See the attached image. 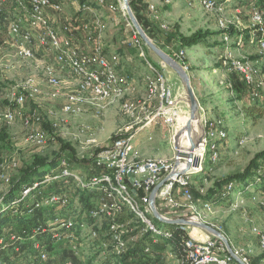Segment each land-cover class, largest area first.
<instances>
[{
    "label": "rangeland",
    "instance_id": "1",
    "mask_svg": "<svg viewBox=\"0 0 264 264\" xmlns=\"http://www.w3.org/2000/svg\"><path fill=\"white\" fill-rule=\"evenodd\" d=\"M217 1L227 8L226 15L230 18L239 11L246 29L250 12L253 9L264 10V0ZM131 9L146 35L159 48L177 60L181 52L185 53V62L190 67L188 73L202 112L209 120L223 121L227 134L220 142L218 161L211 163L207 156L202 163L203 170L192 176L195 197L192 205L185 203L181 197H178V207H167L159 201L156 204L158 212L171 220L188 219L193 217L192 206L201 213L203 203L208 202L205 198L216 188V183L225 185L231 179L241 177L252 160L264 152V55L259 54L257 45L250 44L247 38L243 47L238 46V32L235 31L233 35L223 32L218 26V15L205 11L197 0H133ZM99 13L106 22V55H117L121 63V74L134 79V88L116 101L89 102L84 105L81 113L66 114L63 112L65 95L76 89L70 75L60 74L61 86L54 89L48 84L43 65L37 60L22 58L10 45L0 49V116L8 111L14 114L13 122L0 123V133L6 135L3 137L1 134L0 138V215L18 214L19 203L13 202L11 206L9 203L5 204L4 195L20 178L21 171L30 166L35 158H43L47 163L57 159L60 162L65 160L73 171L87 179L92 171L90 166L94 157L111 146L116 139L132 133H138L134 144L141 160L171 159L177 152L171 128L161 120L160 125L155 123L144 129L140 128L155 108L154 103L147 104L145 108L142 105L147 99L144 77L152 72L138 50L129 44L132 30L125 17L121 12L111 13L107 8H101ZM74 15L75 10L65 3L63 16L70 18ZM54 18L59 24L64 21L57 15ZM92 22L93 20L87 19L82 24L89 25ZM200 31L210 33L202 44L190 48L183 46V37H192ZM246 35H249L248 30L245 31V37ZM1 36L7 38L6 33ZM82 38L85 35H80L79 39ZM143 44L146 58L154 66H162V60L144 41ZM36 53V58L40 60L50 63L54 61L51 53L41 50ZM246 60L254 63L256 71L251 83L232 65L234 61ZM162 73L172 85L175 96L179 86L175 72L165 65ZM23 84L29 85L26 103L17 106L7 99V94L17 85ZM126 103L135 105L134 114H129L124 108ZM28 119H33L31 131L24 126ZM30 132L39 140L30 139ZM47 175L41 176V179ZM232 182L237 189L245 192L240 198L235 194L218 203L212 202V210L201 213L202 223L221 232L235 249L242 250L249 264H264V251L260 244V235L264 229V181L257 182L253 171L245 182ZM41 187L37 194L24 200L28 201L25 208L34 209L35 204L43 197L60 195L67 201V205L72 206L70 216L76 217V220L81 219L86 224L83 232H76L75 241L80 254L75 261L79 264H114L122 257L109 247L111 239L108 221H104L102 230L97 228L96 238L87 237L94 223L89 220V210H84L81 197L90 196V201L95 206L97 193L90 188L80 189L72 181H53ZM149 218L162 231L173 232L176 229L175 225L151 216ZM119 223L123 225L120 231H124V240L127 242L128 250L124 255L130 256L131 251L145 238L143 227L135 228L136 220L127 212L122 213ZM14 228L16 229V224L13 226L10 222L5 233ZM46 235L40 236L39 240L48 248L54 262L59 264L65 255L66 258H72L69 249L63 254L66 245H52V240ZM30 243L32 242L24 243L25 248L18 257L10 256L14 264H25L35 254ZM146 248L150 251L146 252ZM3 257L4 252L1 254V258ZM127 264L187 263L174 253L166 240L149 237L144 248L127 259Z\"/></svg>",
    "mask_w": 264,
    "mask_h": 264
},
{
    "label": "built area",
    "instance_id": "2",
    "mask_svg": "<svg viewBox=\"0 0 264 264\" xmlns=\"http://www.w3.org/2000/svg\"><path fill=\"white\" fill-rule=\"evenodd\" d=\"M197 1L205 11L218 15V26L223 32L227 33L231 28L238 32V46L245 45V31L248 30L249 43L256 44L259 54L264 55V10L253 9L250 12L246 29L239 11L230 18L226 15L227 8L219 5L217 0ZM65 3L75 10L73 17L63 16ZM101 8H107L111 13L121 12L123 14L132 30L129 44L138 50L139 55L152 72L144 77L147 99L142 105L145 108L147 104L154 103L155 108L140 128L144 129L155 123L160 125L161 120L163 124L171 128L173 133L179 112L174 105L175 96L172 85L162 73L165 65L156 67L146 58L143 41L133 28L123 0H0V35L3 33L7 35V38L0 36V49H3L5 45H10L22 58L37 60L43 65L48 84L54 89H59L61 86L60 74L70 75L76 89L75 92L65 95L63 112L66 114L81 113L84 105L89 102L116 101L134 88V79L121 74V63L117 55L109 57L105 53L106 22L99 13ZM55 15L62 17L64 21L59 24L54 18ZM87 19L93 20L92 24H82V21ZM80 35H85V38L79 39ZM225 39L229 40L228 37ZM38 50L51 53L54 61L50 63L36 58ZM178 58L184 69L187 72L190 71L188 63L185 62V53L181 52ZM232 65L248 83L253 82L256 74L253 62L234 61ZM28 87V84L17 85L8 92L7 99L17 106H23L26 103ZM124 108L129 114H134V104L126 103ZM205 115V143L193 154L194 160H200L198 167L192 162L188 168L187 160L182 159L180 165L185 162L186 169L180 170V165L175 168L176 153L171 159H139V151L134 144V139L138 134L136 132L116 139L111 146L100 151L93 159L90 166L92 171L87 179L73 171L69 163L63 160L57 168L47 173V177L35 179L30 186L26 187L22 191L21 198L16 202L20 203L32 196L34 192L42 188L41 185L53 181H64L65 183L72 181L78 188H90L98 195L95 206L88 215L89 220L94 224L87 237L96 238L97 228L102 230V224L108 221V234L111 239L109 247H112L118 256H123L128 250L127 242L124 240V231H120L123 225L119 223V219L123 212H127L136 220L135 228L143 227L144 234H149L155 239L158 237L164 240L171 239L174 231H162L149 218V216L154 217L150 195L157 185L166 180L157 195L156 204L159 201L167 207H178V197L190 205L195 201L192 176L203 170L202 163L207 156L211 163L218 161L220 142L227 135L223 121L209 120ZM2 121L13 122L14 114L8 111L0 116V123ZM32 121L33 119H28L24 122V126L29 131H31ZM29 137L32 140H39L31 132ZM254 173L257 182L262 183L264 181V159L258 163ZM245 185L250 186V184ZM244 192L237 189L234 182H229L224 185L216 198L224 200L235 194L238 195L237 198H240ZM55 205L66 207L67 201L60 195H50L36 203L34 209ZM211 205L212 202H204L201 213L211 211ZM190 208L193 217L188 219L196 223L203 222L202 214L198 213V209L194 206ZM161 217L164 221H173L164 215ZM175 226L179 227L183 233V259L187 264H240L236 258L244 264H249L242 250H237L231 245L234 252V255H231L224 241L206 230L187 225ZM85 228L86 224L81 219L76 220V217L69 215L54 216L44 225L36 226L27 233L19 234L8 231L0 237V264H14L12 260L11 262L3 260L2 252L9 253L7 251L14 248L17 253L16 257H18L27 241L32 242L30 244L35 254L25 264H58L52 260L48 248H45L39 240V237L45 234L48 239L52 240V245H66L65 249H69L77 258L80 252L75 241L76 232H83ZM195 228H198L199 233L194 234ZM260 244L264 251V229L260 235ZM149 251V248H146V252ZM59 264L77 263L72 258L64 257Z\"/></svg>",
    "mask_w": 264,
    "mask_h": 264
},
{
    "label": "trees",
    "instance_id": "3",
    "mask_svg": "<svg viewBox=\"0 0 264 264\" xmlns=\"http://www.w3.org/2000/svg\"><path fill=\"white\" fill-rule=\"evenodd\" d=\"M130 6H133V0H130ZM234 32L235 30L231 28V30L229 31V34L233 35ZM209 34L210 33H207V32L203 33L200 31L196 33L195 35H193L192 37H189V38L183 37L182 44L183 46L188 47V48L195 46V45L202 44L205 41V39L209 36ZM246 38L248 39L247 35H246ZM1 134L2 133H0V138H1ZM2 135H4L3 137H6L5 134H2ZM260 159H264V152L257 155L252 160L250 165L247 167L246 173L244 175L236 179H231V180L232 181L240 180L241 182H245V180H247V178L251 176V173L257 167ZM59 163H60V160L58 159L47 163L43 158H35L33 163L30 166L26 167L24 170L21 171L20 178L15 182L12 189L6 195H4L5 204L9 203L10 206L13 205V202H16L17 200L21 198V195H20L21 191H23L26 187L30 186L35 179H41V176L43 177L45 174L49 173L52 169L57 168ZM231 180L228 181L227 183L232 182ZM222 184L223 183L221 182L216 183V188L213 189L205 199L208 200L209 202L218 203L219 199L216 198V195L220 192L221 190L220 188L224 186ZM49 191H51V189H49ZM34 194H37V191L34 192ZM89 197L84 198V196H82L81 202L84 204V210L88 209L90 212L94 205L90 201ZM27 203H28L27 200L19 203L18 205L19 210H18L17 215L12 214L11 216V213L6 216H4L3 214L0 215V237L4 235L6 226L9 225L10 222H12L13 226L16 224V229L14 228V229H11L10 231L14 233L23 234L24 231L27 233L33 228H35L36 226L44 225L45 222L49 218H52L54 216H61V217L69 216L70 212H72L73 210L71 209L72 206L70 204L66 205V207L55 205V206H50V207H42L39 209H32V208L27 209L25 208V205ZM57 208H60V211H57ZM18 227H20V229H17ZM180 230L181 229L177 227L176 230L174 231L173 237L171 239H167L166 242L173 249L174 253L183 259V251H182L183 233ZM149 237H151L149 234H145V238H143L140 241V243L136 245V247L131 251L130 256L135 255L137 251L143 249ZM22 248H25V246ZM65 250L63 252L64 255L66 254ZM9 253L7 254L4 252V257L2 259L5 261L11 262L10 256H17V253L15 252L14 248H10ZM130 256L124 255L120 257L119 259H117L116 263L114 264H122V263L127 264V259ZM64 257H67V255H65ZM71 257L73 258L74 261L76 260L73 254H71ZM75 262L79 264L77 261Z\"/></svg>",
    "mask_w": 264,
    "mask_h": 264
},
{
    "label": "water",
    "instance_id": "4",
    "mask_svg": "<svg viewBox=\"0 0 264 264\" xmlns=\"http://www.w3.org/2000/svg\"><path fill=\"white\" fill-rule=\"evenodd\" d=\"M125 4V8L128 13V17L133 24L134 28L138 32L141 39L144 41L146 46L160 59L162 62L172 69L178 80L179 86L177 88V92L175 94L174 105L178 109L180 117H186L187 120L183 124L176 123L173 132V145L176 149L177 160L175 163V168L180 165V161L182 159L187 160V167L193 165L198 167L200 165V160H194V152L198 150L205 143L206 136V127L204 123V114L200 108V104L196 97L194 88L192 86L191 77L189 73L184 69L182 63L170 56L167 52L159 48L144 32L141 28L139 22L130 6L129 0H123ZM166 180L162 181L159 185H157L150 195V205L153 211V215L155 218L159 219L162 222L170 223L172 225H187L192 227H198L206 230L208 233L219 237L224 241L227 246V249L231 255H234L232 250V246L229 240L218 230L213 227L205 224V223H196L192 222L189 219H178L173 221H164L162 219L160 213L156 208V198L159 191L164 186ZM236 258V257H235ZM240 264L242 261L236 258Z\"/></svg>",
    "mask_w": 264,
    "mask_h": 264
},
{
    "label": "bare ground",
    "instance_id": "5",
    "mask_svg": "<svg viewBox=\"0 0 264 264\" xmlns=\"http://www.w3.org/2000/svg\"><path fill=\"white\" fill-rule=\"evenodd\" d=\"M186 120H187L186 117H180L179 116L178 119H177V123L178 124H183V123L186 122ZM199 156H200V154H199ZM184 169H186V163L185 162H182L181 165H180V170H184Z\"/></svg>",
    "mask_w": 264,
    "mask_h": 264
},
{
    "label": "crops",
    "instance_id": "6",
    "mask_svg": "<svg viewBox=\"0 0 264 264\" xmlns=\"http://www.w3.org/2000/svg\"><path fill=\"white\" fill-rule=\"evenodd\" d=\"M248 22H249V19H248ZM194 234H197V233H199V230L198 229H194Z\"/></svg>",
    "mask_w": 264,
    "mask_h": 264
}]
</instances>
